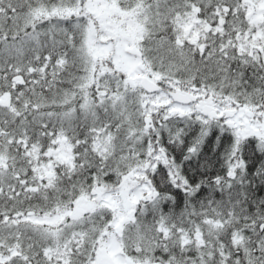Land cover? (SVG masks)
<instances>
[{
	"label": "snow or ice",
	"instance_id": "snow-or-ice-1",
	"mask_svg": "<svg viewBox=\"0 0 264 264\" xmlns=\"http://www.w3.org/2000/svg\"><path fill=\"white\" fill-rule=\"evenodd\" d=\"M0 264H264V0H0Z\"/></svg>",
	"mask_w": 264,
	"mask_h": 264
}]
</instances>
